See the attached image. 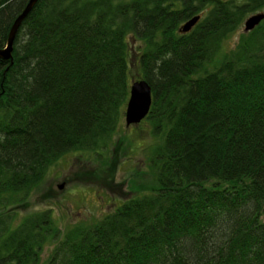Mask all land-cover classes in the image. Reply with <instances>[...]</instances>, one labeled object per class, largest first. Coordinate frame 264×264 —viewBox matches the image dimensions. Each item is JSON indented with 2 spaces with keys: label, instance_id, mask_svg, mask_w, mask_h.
I'll return each instance as SVG.
<instances>
[{
  "label": "trees",
  "instance_id": "16d2710c",
  "mask_svg": "<svg viewBox=\"0 0 264 264\" xmlns=\"http://www.w3.org/2000/svg\"><path fill=\"white\" fill-rule=\"evenodd\" d=\"M27 2L0 0V48ZM260 10L264 0H38L12 61L0 59V264H264V20L217 58ZM129 37L151 87L141 123L157 139L156 185L63 233L51 209L15 224L55 161L111 147Z\"/></svg>",
  "mask_w": 264,
  "mask_h": 264
},
{
  "label": "rangeland",
  "instance_id": "374dc122",
  "mask_svg": "<svg viewBox=\"0 0 264 264\" xmlns=\"http://www.w3.org/2000/svg\"><path fill=\"white\" fill-rule=\"evenodd\" d=\"M238 3L243 0H234ZM221 42L217 58L236 48L243 31V23ZM129 74L132 79L141 77L135 65L140 42L128 38ZM157 144L147 122L137 126H121L107 152H69L55 161L47 170L40 185L32 191L25 206L17 209V221L29 214L51 209L52 218L61 233L75 225H91L113 212L123 202L149 192L155 185V177L149 168V158ZM105 158L106 164L101 165ZM102 160V161H101ZM111 165V166H110ZM62 185V189L58 186ZM53 245L47 244L42 252V261L49 255Z\"/></svg>",
  "mask_w": 264,
  "mask_h": 264
},
{
  "label": "water",
  "instance_id": "95a60500",
  "mask_svg": "<svg viewBox=\"0 0 264 264\" xmlns=\"http://www.w3.org/2000/svg\"><path fill=\"white\" fill-rule=\"evenodd\" d=\"M38 0H28L23 10L13 21L5 46L0 48V59L12 61L13 43L22 21L27 17ZM200 16H194L184 22L179 28V32L187 33L198 21ZM264 20V12L253 14L245 19L243 31H252L260 22ZM152 104L151 87L143 79H132L129 86V97L124 110V126H137L149 114ZM62 189V185L58 186Z\"/></svg>",
  "mask_w": 264,
  "mask_h": 264
},
{
  "label": "flooded vegetation",
  "instance_id": "af4514ba",
  "mask_svg": "<svg viewBox=\"0 0 264 264\" xmlns=\"http://www.w3.org/2000/svg\"><path fill=\"white\" fill-rule=\"evenodd\" d=\"M199 20H200V18H199Z\"/></svg>",
  "mask_w": 264,
  "mask_h": 264
}]
</instances>
